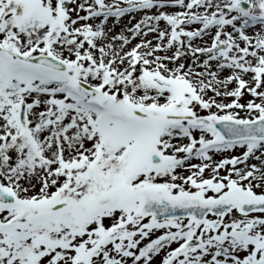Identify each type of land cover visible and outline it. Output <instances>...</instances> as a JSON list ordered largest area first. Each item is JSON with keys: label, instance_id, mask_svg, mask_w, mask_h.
<instances>
[{"label": "snow or ice", "instance_id": "6c2138e0", "mask_svg": "<svg viewBox=\"0 0 264 264\" xmlns=\"http://www.w3.org/2000/svg\"><path fill=\"white\" fill-rule=\"evenodd\" d=\"M0 264H264V0H0Z\"/></svg>", "mask_w": 264, "mask_h": 264}, {"label": "rangeland", "instance_id": "374dc122", "mask_svg": "<svg viewBox=\"0 0 264 264\" xmlns=\"http://www.w3.org/2000/svg\"><path fill=\"white\" fill-rule=\"evenodd\" d=\"M134 22H135V21H133V23H134ZM123 23H124V24H127V18L124 19ZM122 26H123V24L120 25L119 27H122ZM129 26H130V25H129ZM119 27L116 29V31H119ZM133 43H135V41H133Z\"/></svg>", "mask_w": 264, "mask_h": 264}]
</instances>
